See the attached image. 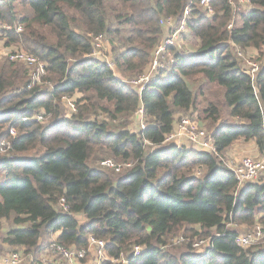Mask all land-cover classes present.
<instances>
[{
    "label": "trees",
    "instance_id": "1",
    "mask_svg": "<svg viewBox=\"0 0 264 264\" xmlns=\"http://www.w3.org/2000/svg\"><path fill=\"white\" fill-rule=\"evenodd\" d=\"M191 1L184 17L189 0H0L4 46L44 61L42 82L50 83L30 84L24 63L0 56V142H10L0 152V243L30 255L52 240L86 248L93 236L106 241L101 264H264V245L235 241L257 225L264 231V182L241 183L223 158L237 143L256 149L241 155L264 152V0H211L210 15ZM17 5L27 14L17 17ZM168 16L186 21L185 44L137 92L130 77L173 30L159 23ZM17 23L19 33L1 27ZM98 33L112 69L87 56L89 34ZM248 60L259 67L253 76ZM198 76L220 88L223 111L212 101L198 106ZM62 96H79L76 112L67 113ZM139 108L145 127L129 130ZM196 109L198 119L188 114ZM38 113L49 122L31 119ZM182 117L208 121L215 152L162 143ZM104 156L130 166L106 169ZM178 236L185 240L174 243ZM200 240L210 246L194 247Z\"/></svg>",
    "mask_w": 264,
    "mask_h": 264
},
{
    "label": "built area",
    "instance_id": "2",
    "mask_svg": "<svg viewBox=\"0 0 264 264\" xmlns=\"http://www.w3.org/2000/svg\"><path fill=\"white\" fill-rule=\"evenodd\" d=\"M210 1L211 0H200V4L205 9V13L207 15L213 13ZM238 1L244 2V0ZM191 3L192 1L189 0L188 5L184 8V17H189ZM159 23L167 24L173 30L170 33L166 31L161 42L154 48L153 57L148 68L129 81L137 92L142 91L146 84L151 81L153 76L158 73L159 70L164 69L168 62L173 61V50H180L185 44L184 35L186 31V21L184 19L179 20L176 17L168 16L162 17ZM228 26L231 28V22ZM2 28L7 32L19 33L23 30V25L17 23L14 25H3ZM89 37L91 39L92 51L87 56H94L103 60V62H105L112 69L113 61L106 56V45L109 44V42L107 41L105 35L100 33L89 34ZM9 46L0 45V56L6 57L9 61L24 63V65L30 69V84L43 83L42 78L46 75V63L44 61H39L35 56L26 52L22 48L13 49ZM246 63L249 67V74L253 76L259 68L257 63L250 60L246 61ZM62 101L64 102L69 115L76 111V104L73 97L62 96ZM133 115L140 118L139 128H144L145 118L143 116L142 109L139 108ZM31 119L43 122L46 118L43 114L38 113ZM9 134L14 136L15 130L11 128L9 130ZM162 143L186 145L196 150L215 152V147L211 142L209 134L190 117H182L177 120L174 124L173 130L169 134L165 135ZM9 147V141L3 140L0 142V152L6 151ZM240 159L241 161L239 163H235L234 161H230L228 163V167L234 172L238 181L241 183L243 181H254V179L264 176V152L262 155H255L254 157L250 155H242V158ZM100 165L106 169L114 170L115 172H120L123 166H130V164L117 163L111 158L101 160ZM60 205L63 209H65L64 198H60ZM184 240L183 236H178L173 239V242L181 243ZM235 241L240 246H246L249 244L264 245V231L261 230V226L257 225L255 229H249L246 233L237 235L235 237ZM105 246L106 241L89 236L88 246L86 248H75L72 246L67 248L52 240L50 241L47 249L50 248V252L52 253L51 255L54 257L57 255L68 264L79 262L87 255L88 252L92 251L93 257L90 264H101L104 259L108 258V256H106ZM193 246H205L208 248L210 246V240H200L194 243ZM207 248H205V250ZM142 250V246L133 245L131 253L136 256L140 254ZM24 257L30 259L32 258V254L25 255L21 250H12L8 253L0 255V264H20ZM121 261L126 263L124 259Z\"/></svg>",
    "mask_w": 264,
    "mask_h": 264
},
{
    "label": "rangeland",
    "instance_id": "3",
    "mask_svg": "<svg viewBox=\"0 0 264 264\" xmlns=\"http://www.w3.org/2000/svg\"><path fill=\"white\" fill-rule=\"evenodd\" d=\"M18 6V5H17ZM16 11H17V17H20V16H24V15H26L27 14V12H26V14H23L24 12H25V10L24 9H21V7L20 6H18V7H16ZM1 27H2V25H1ZM165 34V33H164ZM5 42H6V39H4L3 37H0V45L2 46V45H4L5 44ZM7 44H8V42H7ZM6 44V45H7ZM188 44V42L186 43V45ZM8 45H10L9 47H11V48H13V49H19V46L18 45H16V44H12V43H9ZM189 44H188V48L187 49H185L186 50V52L187 53H189V52H191L190 50H191V48H189ZM247 51H248V54H250V53H253L251 50H248L247 49ZM256 51H254V53H255ZM91 57H93V58H95L96 59V57H94V56H91ZM244 57L246 58V59H251V58H248L246 55H244ZM3 58H0V60H2ZM254 61H256L257 62V60H255V59H253ZM252 60V61H253ZM244 65H246L245 63H244ZM134 78V77H133ZM195 80L194 81H197V78L195 77L194 78ZM198 79H201V80H203L202 78H201V76H198ZM130 80H132V78L130 77ZM129 80V81H130ZM43 85H46V86H48V87H50V83L49 82H44V83H42ZM197 84H200L201 86H202V89H203V91H202V94H201V97H199V99H198V106H201L200 108L201 109H203L204 107H206L207 106V103L209 102V101H212V102H214V103H216V104H218V105H220V108H221V111H223L225 108L223 107V105H222V97H221V91H220V88L219 87H217L216 85H214V84H209V83H207V82H205L204 80H203V82H201V83H194V85H197ZM77 95H79V94H77ZM80 96V95H79ZM79 96H74L73 97V100L75 101ZM76 110H77V106H76ZM195 110V109H194ZM226 111V110H225ZM76 112V111H75ZM188 114H191L193 117H195L196 119H198L199 117H200V112L196 109V113H188ZM182 116H185V115H182ZM94 118V117H93ZM98 119L99 120H102V119H104V115L103 114H99V116H98ZM46 120V119H45ZM44 120V121H45ZM145 120V119H144ZM47 121V120H46ZM139 121H140V118L138 117V116H136V115H132L131 117H130V119H129V121H128V129L129 130H132V131H136L137 129H138V127H139ZM200 121H202V120H200ZM207 121V120H206ZM47 122H49V121H47ZM46 122V123H47ZM201 127H203L205 130H206V132L208 133V121H207V127H206V123H201V124H199ZM245 147H248L249 146V143L248 144H246V145H244ZM190 147V146H189ZM243 146H241L240 147V145H239V143H237V144H235V145H233L231 148H229L228 150H230V152H229V155H228V153H227V151H226V153H225V156L223 157L224 158V161H226V162H230V161H234L235 163L236 162H240L241 161V159L240 158H242V155H241V153L242 152H244V151H242L241 150V148H242ZM240 150V151H239ZM5 154H7L6 152H4ZM9 153V152H8ZM246 153H248V151L246 150ZM108 157H110V156H104V157H102V158H108ZM101 158V159H102ZM101 159L99 160V161H101ZM99 161L97 162L98 164H99ZM117 162V161H116ZM118 163V162H117ZM120 164H123V163H120ZM124 167H126V166H123L122 167V170H121V172L125 169ZM107 171H109V170H107ZM120 172V173H121ZM254 181L255 182H264V177L261 179V178H256V179H254ZM255 224H257V223H255ZM234 227H236L237 229H238V231L239 232H241V231H243V230H245L246 228H248V227H245L244 228V226H234ZM251 227V226H250ZM249 227V228H250ZM248 228V229H249ZM7 251H12V249H10V250H6L5 252H7ZM90 252H92V251H90ZM93 253V252H92ZM52 253L50 252V248H48V249H46V253H42V255L40 256V258L38 259V255H37V259L36 260H34V259H28V258H23L22 259V261H21V263L20 264H31V263H34V264H39V262H40V264H47L48 262H51V264H64V263H66V264H68L65 260H63L62 258H60V257H58L57 255H55V257L53 256V255H51ZM33 255V254H32ZM52 259V260H51Z\"/></svg>",
    "mask_w": 264,
    "mask_h": 264
},
{
    "label": "crops",
    "instance_id": "4",
    "mask_svg": "<svg viewBox=\"0 0 264 264\" xmlns=\"http://www.w3.org/2000/svg\"><path fill=\"white\" fill-rule=\"evenodd\" d=\"M107 49L109 48V44L106 45ZM250 144V143H249ZM252 151H256L255 147H253L251 144H250V147H249ZM242 151L245 150V146H243L241 148ZM240 151V150H239ZM75 218L78 220V222H83L84 221V217L81 215V214H76L75 215ZM58 233L54 234L51 236V239L52 238H55L57 236ZM46 243V242H45ZM45 243H40L41 247L45 244ZM22 247H15V246H10V245H7V244H4V243H0V255H2V253H4L6 250H10V249H21ZM40 248L37 249L35 252L33 251V254L35 255H38V259L40 258V256L42 255V253H46V250L42 249L41 250ZM9 252V251H7ZM89 253V256H88V259L84 262H75L74 264H90L91 262V259H92V252H88ZM52 260V259H51ZM40 264V262H39ZM47 264H51V262H48Z\"/></svg>",
    "mask_w": 264,
    "mask_h": 264
}]
</instances>
